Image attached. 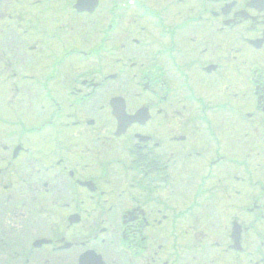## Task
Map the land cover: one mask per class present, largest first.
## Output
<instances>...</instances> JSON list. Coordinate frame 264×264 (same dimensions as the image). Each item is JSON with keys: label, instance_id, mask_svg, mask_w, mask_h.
I'll list each match as a JSON object with an SVG mask.
<instances>
[{"label": "flooded vegetation", "instance_id": "obj_1", "mask_svg": "<svg viewBox=\"0 0 264 264\" xmlns=\"http://www.w3.org/2000/svg\"><path fill=\"white\" fill-rule=\"evenodd\" d=\"M76 1L0 0V81L8 67L15 101L27 96L33 105L38 95H46L51 124L39 154L37 141L28 137L31 129H25L38 111H18L14 124L1 118L0 256H20L11 244L22 241L23 216L48 230L53 245L74 244L70 251L51 249L55 253L47 256L29 252L46 264H53L50 258L76 264L75 253L100 235L114 245L120 221L127 264H264V0H105L93 52L82 48V40L84 21L94 16L68 13ZM130 1L135 5L118 11ZM66 14L74 17L69 28L37 26L40 17L47 21ZM54 30L64 31L63 37L77 31L82 46L54 45ZM148 52L157 73H142L139 80L150 84L155 96L136 97L148 98L142 106L151 120L116 137L108 102L117 94L96 71L87 72L83 58L95 53L93 61L108 57L106 64L114 68L126 62L123 66L145 69L139 58ZM139 109L128 103L127 113ZM55 111H63L56 124ZM6 126L16 134L7 138ZM230 139L241 148L230 146ZM19 146L24 150L15 158ZM246 160L256 171H246ZM101 166L113 176L99 179ZM43 167L48 180L37 179ZM23 170L28 174L22 177ZM247 179L255 180L248 184L255 189L249 194ZM99 180L106 184L103 189ZM16 195L23 202L15 203ZM58 207L80 216L78 228H91L89 236L69 240L49 230L43 218ZM4 208L15 220L11 227ZM234 228L241 233L242 252L231 249ZM74 229L66 227L67 233ZM94 229H100L98 236Z\"/></svg>", "mask_w": 264, "mask_h": 264}, {"label": "rangeland", "instance_id": "obj_2", "mask_svg": "<svg viewBox=\"0 0 264 264\" xmlns=\"http://www.w3.org/2000/svg\"><path fill=\"white\" fill-rule=\"evenodd\" d=\"M64 4V3H63ZM84 23H85V26H86V28L83 26V31H86V32H90V30L92 29V31H93V28H97L96 27V20H88V21H84ZM82 27V26H81ZM90 27V28H89ZM96 43V42H95ZM107 70H109V72H112L113 70H114V68L113 67H110V68H108ZM131 75H132V72H129V74L127 75V77L125 78V79H123L117 86H116V90H118V92H119V94H124V87H127V86H129L130 85V78H131ZM130 100V99H129ZM131 100H132V102L130 103L131 104V107L132 108H135L136 106H138V105H140V103H139V101L138 100H136L134 97H131ZM23 102V101H22ZM34 104H35V102H33ZM25 106H33V105H30V104H28V103H25ZM35 107V106H34ZM36 108V107H35ZM11 109V108H10ZM33 111V110H32ZM34 114V113H33ZM35 117H37L36 116V114L34 115ZM229 143H230V146H232L233 144H235L239 149L241 148V145H239V143H237V142H234L232 139H230L229 140ZM113 176V174L112 173H110V172H108V171H100L99 172V179H104V181H105V179L106 178H110V177H112ZM103 184H105L104 182H103ZM62 213H64V216L67 218L68 217V214L69 213H71V212H68V211H66V212H62ZM83 215V214H82ZM79 234H81V230H80V228L79 229H75V230H73L69 235H68V237H69V240H72V239H75L76 238V236H79ZM95 236H96V234H95ZM92 238H93V236H92ZM98 243H97V241H94V240H92V242L91 243H89L88 244V248L90 247V248H92V247H94V246H96ZM114 250H111V251H113V254H111L110 255V259H111V261H109L110 263H113V262H116L117 264H124V258H123V253H122V251L121 250H119V249H117V248H113ZM84 251V249H79V253L81 252V251ZM75 255H76V253H75ZM119 257H122L123 258V260H122V262L119 260ZM117 260H118V262H117Z\"/></svg>", "mask_w": 264, "mask_h": 264}, {"label": "water", "instance_id": "obj_3", "mask_svg": "<svg viewBox=\"0 0 264 264\" xmlns=\"http://www.w3.org/2000/svg\"><path fill=\"white\" fill-rule=\"evenodd\" d=\"M91 1V0H90ZM84 3V0L81 2ZM86 5H88V3H84ZM114 107H115V116H117V118L121 121V123H123L126 127L123 128V132L125 131V129L132 123L134 122L133 119L128 118L126 116L125 113V103L121 100H114L113 101ZM37 245V244H36ZM81 264H104L102 259L100 257H97L95 254L93 253H89L84 255L81 258L80 261Z\"/></svg>", "mask_w": 264, "mask_h": 264}]
</instances>
